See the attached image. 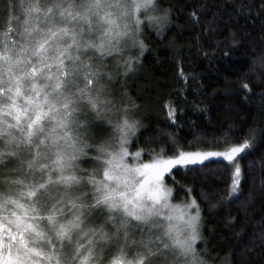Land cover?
Listing matches in <instances>:
<instances>
[{
    "label": "snow or ice",
    "instance_id": "6c2138e0",
    "mask_svg": "<svg viewBox=\"0 0 264 264\" xmlns=\"http://www.w3.org/2000/svg\"><path fill=\"white\" fill-rule=\"evenodd\" d=\"M157 10L163 14L147 20L169 23L171 9L157 0H0V264H208L197 250L198 241L209 243L202 209L195 197L173 205L166 178L191 195L174 170L188 175L217 158L226 160L234 169L227 199L220 203L222 193L203 191L201 199L210 208L227 209L242 195L237 157L251 142L230 144L229 128L188 144L223 140V152L185 151L170 134L167 147L130 152L140 139L139 122L128 116L139 105L126 92L125 99H114L102 82L104 76L112 79L102 71L103 60L121 42L144 51L140 17ZM207 30L219 29L213 22ZM228 39L244 44L239 32ZM134 63L125 61L126 74ZM260 68L264 72V57ZM243 89L254 94L247 84ZM103 124L115 135L99 146L89 144ZM89 150L96 155L88 156ZM81 157L98 167L78 175L85 172L78 166ZM234 226V220L224 224Z\"/></svg>",
    "mask_w": 264,
    "mask_h": 264
},
{
    "label": "trees",
    "instance_id": "16d2710c",
    "mask_svg": "<svg viewBox=\"0 0 264 264\" xmlns=\"http://www.w3.org/2000/svg\"><path fill=\"white\" fill-rule=\"evenodd\" d=\"M157 2L160 8L171 9L173 15L166 25L148 21L141 25L138 39L143 41L144 51L131 46L123 59L136 61L133 70L126 74L122 60L112 66L105 64L112 77L108 87L113 98L125 99L122 93L126 92L139 105V110L130 111L128 116L139 122L136 136L140 143L131 149L167 147L170 140L165 134L179 141L185 151L224 149L227 145L223 140L197 144L195 148L188 144L203 134L220 137L229 128L233 130L230 144L249 140L251 149L237 157L242 195L229 208H210L201 199V191L222 193L217 198L220 203L227 199L233 168L226 160H216L202 172L188 175L174 170L178 183L192 189L191 195L170 179L166 182L174 189L173 201L188 203L195 197L199 203L202 231L209 243L197 242V250L208 264H231L237 259L244 264H264V97L260 95L264 86H258L264 78L260 68L264 57V0ZM153 14L163 13L157 10ZM213 22L219 30L209 32L207 25ZM232 32L241 34L243 45L229 41ZM244 84L254 94L244 90ZM169 109L174 110V117H169ZM249 129L255 130L254 136L249 135ZM113 135L114 129L103 124L94 129L88 143L99 146ZM148 139L156 142L148 145ZM132 142L135 144V138ZM87 154L96 155L91 150ZM81 165L98 167L88 160ZM233 220L234 227L224 228L226 221Z\"/></svg>",
    "mask_w": 264,
    "mask_h": 264
},
{
    "label": "rangeland",
    "instance_id": "374dc122",
    "mask_svg": "<svg viewBox=\"0 0 264 264\" xmlns=\"http://www.w3.org/2000/svg\"><path fill=\"white\" fill-rule=\"evenodd\" d=\"M148 16H156V15H154L153 14V11H149V12H147V13H144V12H142V14H141V20L142 21H144V22H146V21H148L147 20V17ZM149 22V21H148ZM149 23H151V24H154V25H156V26H162V25H160V24H157V23H152V22H149ZM141 27V26H140ZM92 39H96L95 37H92ZM130 47H131V44H124L123 42H121V45H120V47H119V49H116V48H114L113 49V55H110V56H106L105 58H104V60H103V64L105 65V64H107V65H110V66H112V65H114V64H117L118 62H120V60H122V61H124L125 62V60H123L125 57H124V55H125V51H129V49H130ZM129 48V49H128ZM122 52V55H120V54H117V52ZM88 55H90V56H93L94 57V59H95V54L94 53H92L91 51L89 52V54ZM103 72H105V73H107L108 75H110L107 71H109V70H106L105 69V67L103 68V70H102ZM111 76V75H110ZM102 82L105 84V86L109 89V87H108V83H109V85H110V81L107 79V76H104L103 78H102ZM128 119H129V121L130 122H133L129 117H128ZM130 150V152H135V150H132L131 148L129 149ZM226 150V148H224V149H210V150H197V151H216V152H223V151H225ZM88 156H95L94 154L93 155H90V154H87ZM219 159H221V158H217L216 160H219ZM84 160H88L89 161V163H93L91 160H89V159H87V157H81L80 159H79V161H78V166H79V168L80 169H83V170H85V172L84 173H80V172H78L77 174L78 175H85L87 172H90L91 170H92V168L91 167H85V166H82L81 165V162L82 161H84ZM223 160V159H222ZM148 160H145V162H147ZM94 164V163H93ZM94 169V168H93ZM233 171H234V169H233ZM169 186V185H168ZM170 187V186H169ZM86 191H90V189H85ZM171 203L173 204V205H183V204H186V203H180V202H175V201H173V198H172V201H171ZM192 214H195V210L193 209L192 210ZM199 242V241H198Z\"/></svg>",
    "mask_w": 264,
    "mask_h": 264
}]
</instances>
